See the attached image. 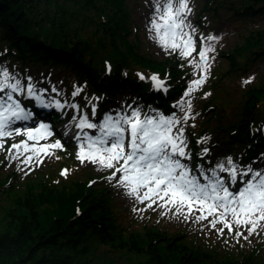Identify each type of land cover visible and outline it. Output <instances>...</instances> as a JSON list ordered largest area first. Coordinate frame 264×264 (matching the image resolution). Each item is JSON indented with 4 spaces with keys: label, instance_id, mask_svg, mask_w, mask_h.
Returning <instances> with one entry per match:
<instances>
[{
    "label": "trees",
    "instance_id": "1",
    "mask_svg": "<svg viewBox=\"0 0 264 264\" xmlns=\"http://www.w3.org/2000/svg\"><path fill=\"white\" fill-rule=\"evenodd\" d=\"M227 2L232 5L233 0H206L199 23L205 28L208 12L219 15ZM127 5L126 0H0V58L18 61L27 73L31 66H70L97 92L113 94L128 82L141 97L169 106L141 74L167 75L176 93L189 71L178 69L176 59L159 60L143 52L136 34L128 37ZM231 8L254 18L264 15V0H240ZM82 15L95 24L91 33L85 31ZM220 56L227 66L221 60L209 77L217 91L204 102L208 116L193 134L196 150L199 137L224 135L220 147L249 159L264 147V78L245 89L237 102L224 92L241 71L264 60V28L251 30ZM233 104L237 110L232 112ZM13 176L0 177V264H89L94 259L100 264H264L257 245L248 252H225L152 219L141 228L128 227L118 219L109 187H93L86 179L60 187L36 179L20 186L12 183Z\"/></svg>",
    "mask_w": 264,
    "mask_h": 264
},
{
    "label": "snow or ice",
    "instance_id": "2",
    "mask_svg": "<svg viewBox=\"0 0 264 264\" xmlns=\"http://www.w3.org/2000/svg\"><path fill=\"white\" fill-rule=\"evenodd\" d=\"M190 14L188 0H154L149 32L166 51L178 52L184 58L191 57L196 51V42L195 29L186 23ZM215 39L211 35L201 37L204 46L198 53L199 61L189 60L203 73L210 68L208 53L214 51L211 42ZM140 78L144 79L143 75ZM206 78V75H201L193 80L184 96H190ZM151 80L156 89L164 87V81L158 76H151ZM47 91L38 90L30 77L22 81L6 67L0 66V150L4 149L7 139L24 137L19 143L9 146V159L20 160L26 166L39 165L43 157L62 148L59 140L41 143L53 135L48 124L39 123L36 127L23 129L13 127L17 122L34 118L33 111L18 99L21 96L34 100L43 108L63 110L71 107L79 111L76 104L46 98ZM51 91L56 92V89L53 87ZM81 91L76 88L71 95L78 96ZM185 103L182 99L174 107L183 111ZM191 107V102L187 101V110L180 118L163 113L142 116L138 109L131 108L115 115L104 114L98 123L89 120L87 114H81L78 119L73 117L78 131H73L70 139L77 141L76 158L82 164L88 162L102 170H112L107 179L115 180L125 195L146 203L148 208L156 205L183 216L185 220L194 216L196 221H207L208 226L221 236L225 229L230 235L236 229V238L247 239L264 228V171L254 170L250 165L241 167L231 157L218 161L207 171L202 165H197L193 171L185 164L183 161L191 160V155L187 151L182 124L190 118ZM92 116L97 117L95 105H92ZM86 130H94L95 134ZM207 152L205 148L203 155ZM220 173H226L227 180ZM61 174L66 176L68 170H62ZM244 231L248 236H244Z\"/></svg>",
    "mask_w": 264,
    "mask_h": 264
},
{
    "label": "rangeland",
    "instance_id": "3",
    "mask_svg": "<svg viewBox=\"0 0 264 264\" xmlns=\"http://www.w3.org/2000/svg\"><path fill=\"white\" fill-rule=\"evenodd\" d=\"M240 0H233L232 5H237ZM153 2L154 0H126L128 8L130 10V22L131 27L129 38L132 39L136 34L137 39L140 40V47L143 52L147 51L154 58L162 60L164 58L169 61L174 59L177 61V68L181 71H189L184 78L181 79V91L173 92V85L170 83V78L161 77L158 73L145 74L144 81H150V89H156L154 82L151 80V76L156 75L162 81H164V87L160 90L161 95H166L170 102V108L167 110L158 106L153 102H146L145 98L139 96L137 90L133 89L126 82L123 86L116 87L113 95L106 91L97 92L94 89L93 84L84 77L78 75L70 66L59 64H52L45 68L44 71L35 69L31 66V72L29 76L23 73L19 62L10 61L5 58L0 60V66H4L7 70L16 75L17 78L22 81L26 78H31V82L37 87L38 90L47 89L46 98L51 97L53 99H59L61 102L68 101L69 104H76L79 106V111L71 107H65L66 117L68 120L59 124V126H50L53 135L47 141H41V143H54L59 140L62 144L61 149L53 150V154L43 157V162L39 165L33 163L30 166H26L17 159H9L8 150L12 143H19L24 139L23 136H16L6 140L3 150H0V177H6L9 172H14V176L11 178L12 183L18 185H24L30 180L43 179L50 182L55 186H70L74 181L78 179H86L88 183L96 188L109 187L110 197L117 204V214L120 222L127 224L128 227L143 226V222L148 219L151 222L159 224L161 227H165L170 231L177 233L183 231L187 234L189 239L195 240L203 245L215 247L221 251L233 252V251H250L254 246H259L258 254L264 257V228L258 229L256 233L248 236L247 231H244V236H248L247 239L243 237L236 238L233 230V234L230 235L225 229L224 234L219 235L214 229L208 226L207 221H196L194 216L185 220L183 216L174 215L173 212L167 211V209L159 208L153 205L152 208L146 207V203L142 204L135 199L125 195L123 188L116 185L115 180H108L107 177L111 175L112 170H102L97 165L85 162L81 163L76 158L78 151L77 141L65 142L60 135H56L54 131L58 128H62L64 124L71 132V135L67 134L64 137L68 138L72 136L73 131H78L74 127L73 117L77 119L81 114H87L89 120L92 122H99V119L104 114H117L131 109H138L141 115L149 114L155 115L157 113H163L165 116L176 115L178 118L183 117L184 111L187 110V101L191 102V112L189 119L186 123L182 124L185 129L184 135L187 141V151L191 155V160H184L193 171L196 170L197 165H202L207 171L210 167H214L218 161H224L226 158L231 157L235 163L241 167L251 166L254 170L264 171V147H262L256 154V157L247 161L243 160V157H238L233 154L234 151H227L224 147H220V142L224 135L215 136L209 134L207 137L199 138L200 147H202L197 153L195 149L196 143L193 140L194 132H198L202 128V120L208 113H204V102L210 100L217 90L211 88L209 77L211 73L217 68L220 61L223 60L227 66L225 58L220 56L222 51H228L233 49L237 44L244 41V37L250 33L251 30L264 28V15L256 16L254 18H244L231 8V4L227 2V5L220 10L219 15L215 11L208 12L204 17L206 20V27L204 28L198 21L200 11L206 4V0H188V6L191 8V14L187 17L186 23L190 24L192 29H195L194 39L196 51L191 57L184 58L179 55L178 52L166 51L162 48L153 38L154 34L149 32V20L153 15ZM73 6L75 4H72ZM76 6V5H75ZM94 13L93 11L91 12ZM84 16L80 17V21L85 24V31L91 33L95 24L92 21H83ZM214 36L216 39L211 42V46L214 51L208 53L210 68L206 73L196 69L193 64L189 63V60L199 61L198 53L204 45L201 42V37ZM24 74V75H23ZM201 75H206L205 82L197 89H195L190 96L185 97L184 93L188 90L193 80L198 79ZM264 78V60H258L255 64L251 65L248 71H241L236 80L232 83H227V91L224 92L225 97L234 99L236 102L240 99L241 93L247 89L251 84H254ZM251 80L250 83H244V81ZM225 85V84H224ZM56 89V92H52V88ZM80 88L82 91L78 96L73 97L71 93ZM226 86L224 87L225 90ZM217 89L222 90L219 86ZM59 93V95H57ZM207 94V95H206ZM21 100L22 105H26V99L21 96L18 97ZM184 100L182 111L181 108L174 107L179 101ZM149 103V104H148ZM92 105L96 107L97 117L92 116ZM130 106V107H129ZM237 110L236 104L230 107V111ZM46 124V123H45ZM33 125L32 127H36ZM90 134H95L94 130H86ZM7 142L10 143L7 146ZM71 144H75L71 146ZM207 148V155H203V150ZM242 148L238 149L241 150ZM59 153L56 155V153ZM56 155V156H55ZM61 155V156H60ZM22 159V158H21ZM246 161V162H245ZM67 169L68 174L62 175V170ZM197 175H199L197 173ZM227 180L226 173H220ZM247 179V178H245ZM203 183V179L201 178ZM3 200V199H2ZM151 217V218H150ZM144 218V219H142ZM217 227H220L217 225ZM100 256L101 253H96ZM99 259H94L89 264H100ZM115 264H123L122 262H115Z\"/></svg>",
    "mask_w": 264,
    "mask_h": 264
}]
</instances>
